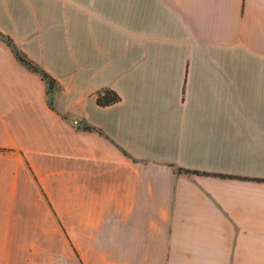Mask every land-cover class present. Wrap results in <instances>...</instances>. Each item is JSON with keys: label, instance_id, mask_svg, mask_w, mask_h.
I'll list each match as a JSON object with an SVG mask.
<instances>
[{"label": "crops", "instance_id": "obj_1", "mask_svg": "<svg viewBox=\"0 0 264 264\" xmlns=\"http://www.w3.org/2000/svg\"><path fill=\"white\" fill-rule=\"evenodd\" d=\"M0 32L57 81L0 36V264H264V0H0Z\"/></svg>", "mask_w": 264, "mask_h": 264}, {"label": "trees", "instance_id": "obj_2", "mask_svg": "<svg viewBox=\"0 0 264 264\" xmlns=\"http://www.w3.org/2000/svg\"><path fill=\"white\" fill-rule=\"evenodd\" d=\"M0 36L4 37L8 43L12 46L13 51L15 53V56L21 61L25 66H27L29 69L38 72L42 78H44L48 85H49V92H51L56 86L57 81L55 78H53L49 73H47L44 69H42L33 59H31L26 53H24L22 50L17 48L13 40L9 35H6L2 32H0ZM121 99L120 95L112 88L110 87H104L100 89L97 92L96 95V101L99 105L105 106L109 104H113ZM50 105H52V100H49ZM86 129H92L93 127L86 125L84 126ZM184 172H192L189 169H181ZM197 172V171H196Z\"/></svg>", "mask_w": 264, "mask_h": 264}]
</instances>
